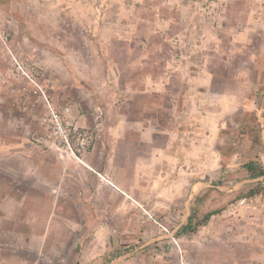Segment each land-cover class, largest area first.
Wrapping results in <instances>:
<instances>
[{
    "label": "rangeland",
    "instance_id": "1",
    "mask_svg": "<svg viewBox=\"0 0 264 264\" xmlns=\"http://www.w3.org/2000/svg\"><path fill=\"white\" fill-rule=\"evenodd\" d=\"M249 160L264 0H0V264H264Z\"/></svg>",
    "mask_w": 264,
    "mask_h": 264
},
{
    "label": "trees",
    "instance_id": "2",
    "mask_svg": "<svg viewBox=\"0 0 264 264\" xmlns=\"http://www.w3.org/2000/svg\"><path fill=\"white\" fill-rule=\"evenodd\" d=\"M244 165L250 177H257L264 175V166L261 164V162L249 160ZM253 193H257V191H255V189H251L248 194L251 195ZM212 214L213 212H208L204 214L202 220L203 221L208 220ZM191 220L192 217H189L187 223L182 228L183 232H188L195 229V224H192Z\"/></svg>",
    "mask_w": 264,
    "mask_h": 264
},
{
    "label": "crops",
    "instance_id": "3",
    "mask_svg": "<svg viewBox=\"0 0 264 264\" xmlns=\"http://www.w3.org/2000/svg\"><path fill=\"white\" fill-rule=\"evenodd\" d=\"M82 162H83V161H82ZM84 163H85V162H84ZM84 165L87 166V167H89V164H88V163H87V164L85 163Z\"/></svg>",
    "mask_w": 264,
    "mask_h": 264
}]
</instances>
